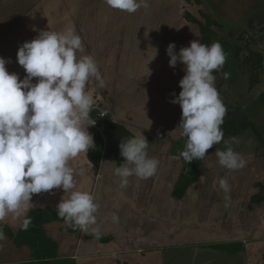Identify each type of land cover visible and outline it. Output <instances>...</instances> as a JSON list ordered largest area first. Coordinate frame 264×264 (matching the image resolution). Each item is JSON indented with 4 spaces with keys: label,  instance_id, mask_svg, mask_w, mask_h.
Instances as JSON below:
<instances>
[{
    "label": "crops",
    "instance_id": "1",
    "mask_svg": "<svg viewBox=\"0 0 264 264\" xmlns=\"http://www.w3.org/2000/svg\"><path fill=\"white\" fill-rule=\"evenodd\" d=\"M146 2V8L142 6L129 14L109 7L105 0H0V43H9L0 57L13 59L6 64L9 73L18 74L20 69L19 77L23 79L26 75L16 58L21 42L32 40L40 30L59 32L74 28L83 44V52L78 55H91L104 81L103 87L95 81L87 87L93 99L92 108H97L94 109L96 112L105 111L103 116L124 126L133 136L142 132L150 144L149 156L159 161L154 176L141 179L133 175L128 178V184L122 186L114 169L124 162L118 164L111 156L96 166L89 161L88 151L81 152L69 161L77 172L83 169V175L74 178L76 186L73 190L89 192L99 206L95 213L97 224L92 226L98 227L99 238H87V235H93L91 228L88 232L81 231L79 227L75 232L68 231L64 220L46 222L43 230L57 244L56 257L73 260L75 264H177L178 259L171 258L170 254L186 245L191 246L193 255L189 264H215L213 261L217 258H209L214 254H220L217 260L223 264H262L264 183L252 180L251 174H240L241 183H250L256 188V195L247 194L243 202L230 209L225 196L230 195V200H236L232 191L239 192L240 181L230 179L236 183L230 186L228 194L219 188V180L226 168L219 165L214 154L217 148H224L223 142L214 145L205 158L195 162L198 164V176L183 196H173V189L187 161L180 155L184 147H176L177 139L182 136L181 131L177 132L182 109L171 100L182 90L179 81L185 72L180 62L174 68L169 65L166 49L169 43L175 44L176 52L181 47L190 46L192 40L201 43L199 25L187 21L185 14L189 13L203 22L198 17L203 12L220 25L214 14L216 10L209 7L210 0H199V3L194 0ZM262 3L264 0H251L245 5L246 10L250 9L245 22L254 20L253 27L258 32L255 43L264 35V20L255 14ZM50 9L57 11V16H48L45 10ZM217 25H212L211 29L218 38L212 39L209 46L224 39ZM228 33L233 34L232 31ZM13 42L17 44L12 45ZM226 68L225 62L221 69L213 72L217 77L218 92L224 84L236 80L234 76L230 82L225 80ZM262 80L259 79V83ZM249 89L251 87L247 83L245 90ZM244 92V99L235 95L233 101L238 112L232 113L237 114L239 120L247 119L256 126L259 110L263 114L264 129V106L257 105V95L251 93L252 89ZM220 98L227 105L229 95ZM249 103L251 108L252 103L256 106L255 111L246 107ZM88 131L93 136L101 129L95 124L89 126ZM259 133L264 136V130ZM232 137L239 141V146L237 143L232 145L234 151L242 155L250 169L255 159L264 161V148L250 128ZM224 138L228 140L230 137L224 135ZM64 194L62 189L33 194L31 202L34 206H30L27 216L34 210L57 212L56 206ZM169 196L174 203L170 214L162 209L166 203L164 198ZM253 197L260 201L252 202ZM113 214L118 217V222L113 221ZM22 219L9 214L0 220V229L7 226L16 233L21 228ZM5 237L0 241V264L36 261L29 246H17L8 235ZM201 256L207 258L198 259Z\"/></svg>",
    "mask_w": 264,
    "mask_h": 264
},
{
    "label": "clouds",
    "instance_id": "2",
    "mask_svg": "<svg viewBox=\"0 0 264 264\" xmlns=\"http://www.w3.org/2000/svg\"><path fill=\"white\" fill-rule=\"evenodd\" d=\"M113 8L129 14L147 7L146 0H105ZM175 44L166 49L169 65H184L185 75L179 81L182 89L171 103L182 109L177 126L186 137L181 157L191 163L206 157L214 145L221 142L215 156L220 166L240 170L246 166L242 155L232 145L237 137L224 140L221 128L227 109L216 87L215 70L226 62V54L219 42L210 46L199 40L175 51ZM83 52L82 39L74 28L64 31L40 30L30 41L22 43L17 51L18 64L26 75L9 73L8 60L0 57V220L9 214L23 218L20 227L27 230V217L33 194L62 189L64 196L56 206L57 214L66 223L99 238L95 213L98 205L87 191L73 190L77 172L69 161L81 152L94 147L88 127L96 121L90 118L93 99L85 89L95 81L104 86L96 60ZM229 73H224L225 79ZM33 78L35 82H33ZM176 128V129H177ZM149 142L142 134L121 140L120 155L124 163L114 169L122 186L128 178L148 179L158 170L159 161L148 154ZM219 188L226 194L231 187L226 178L219 180ZM230 201V195L225 196ZM113 221L118 217L113 214ZM0 229V241L5 240Z\"/></svg>",
    "mask_w": 264,
    "mask_h": 264
},
{
    "label": "trees",
    "instance_id": "3",
    "mask_svg": "<svg viewBox=\"0 0 264 264\" xmlns=\"http://www.w3.org/2000/svg\"><path fill=\"white\" fill-rule=\"evenodd\" d=\"M191 1V0H187ZM199 3V0H194ZM201 16L205 19V22L200 21L196 17L189 13L185 14V19L189 22L199 25L201 32V43L208 45L212 39L218 38L215 32L211 29V25H217L214 20H211L205 13H201ZM219 26V25H217ZM231 35V34H230ZM254 42V41H253ZM221 45L227 49L232 47L230 43L220 39ZM234 56L238 57L241 52L240 47L234 49ZM263 55L255 52L249 51L241 63L243 66L247 67L249 74V86L252 87L259 83V70L264 74L263 69ZM214 75V73H213ZM258 100L264 106V90L259 94ZM96 125L101 129V131H96L93 135L94 147H89L88 149V159L89 161L98 166L102 161L114 156L118 164L124 162L120 155L119 144L121 140L133 137L131 132H129L124 126L112 122L107 116L96 117ZM223 133L225 136L232 137L239 134L242 131L250 128L257 140L260 142L261 146L264 148V139L262 138L259 131L256 129L255 125L247 120H239L237 114L228 112L223 119V124L221 125ZM195 164V165H194ZM192 165L193 170L187 173H181L179 181L173 189V196L176 198H181L185 193L189 184H191L198 176L197 163H189ZM258 197H253L252 202H259ZM31 223L27 230L20 228L16 233H13L7 226L3 227V231L6 235L12 239L15 245H27L32 250V256L36 261L28 264H75L73 260L70 259H58L56 257L57 244L55 241L46 236L43 230V224L51 220H63L57 214V212L44 211V210H34L31 211L28 216ZM66 228L70 232H75L78 226L70 225L66 223ZM96 237L94 235H87V238ZM108 238H102V240H107ZM264 264V256L263 263Z\"/></svg>",
    "mask_w": 264,
    "mask_h": 264
},
{
    "label": "rangeland",
    "instance_id": "4",
    "mask_svg": "<svg viewBox=\"0 0 264 264\" xmlns=\"http://www.w3.org/2000/svg\"><path fill=\"white\" fill-rule=\"evenodd\" d=\"M250 3H251V0H241V2H239V0H210V4H209V7L211 9L216 10L214 14L216 15L217 21H220V25L218 26V28H219L218 32L223 33V35H224L223 40L227 41V43H230L232 46V47L227 48V49L224 48L225 46L223 47V50L228 57V59L226 61V63H227L226 73L230 74L229 77L225 80L227 82H230L231 80H233L232 79L233 76L236 78V80H235V82L233 81L229 84L227 82H225L227 84H224L223 88H221L219 90L220 97L229 95V99L226 98L227 101H229L228 102L229 104L226 102L227 105H225V106H226L227 111L228 112L230 111L231 113L234 111L238 112L236 102L233 101V99H235L236 96L239 99H241V98L244 99L243 95L246 94L244 91L249 92V90H251V89H252L251 93H255L257 95V99L255 100V101H257L256 102L257 105L262 107V104L258 100V95L264 89V80H262V83H257L258 85L255 84L254 86H252L251 89L245 90L247 87V83L249 84V82H248V80H249L248 75L249 74H248L247 67L243 66L241 63L242 59L246 55H248V52L253 51V50H251V48H253L255 50V52H258V53L263 55V64L262 65H263V69H264V35H262L260 37V40H258V42L255 43V40H257L256 35L258 34V32L253 27L254 20L253 21H247V23L245 22V20L250 15V12H249L250 9L246 10L245 5H248ZM263 4L264 3H262L261 5H258V9L255 10V14L260 20L261 19L264 20V5ZM53 9H50L47 11L45 10V12L47 13L48 16H57V11H55ZM198 17L200 19H202L203 22H205L204 21L205 19L203 17H201L200 14ZM211 27H212V25H211ZM229 31H232L233 34L228 35ZM262 33L263 32L261 31V34ZM2 42L0 43V54L2 53L1 52L2 50L9 47L8 42H6V43H2ZM21 43H24V42H21ZM16 44H17V42L12 43V45H16ZM237 46L241 48V52L239 53L238 57L236 58L234 56V52H235L234 49ZM6 60H8L10 62L13 59L6 58ZM237 61L239 63L236 66ZM245 72H247V73H245ZM20 73H21V70L19 69L18 74H20ZM242 73H245V74H242ZM258 76H259L260 80L264 79V74L260 70H259ZM235 83H236V85H235ZM88 86H89V84L86 86V88ZM232 86H233V88H231ZM241 89H243V90H241ZM85 91L88 93V88L85 89ZM242 92H243V94H242ZM241 94H242V96H241ZM100 101H101V99H100ZM249 104H246V107L251 108V104L250 105ZM95 105L96 104H94V106ZM94 109H97V108H94ZM94 109L92 108V111L90 113V118L92 120L96 121V119H95L96 117L106 115L105 111L97 110V112H96V111H94ZM251 109H253L254 111L256 110V106H254L253 103H252ZM243 110L245 111V107ZM256 116L258 118L257 119L258 121L256 122L257 127L255 126L256 129L259 131L264 130L263 125H262L263 124V118H262L263 114H261V112H259V110H257ZM261 120H262V123H261ZM180 131H181L180 129H177V132H180ZM180 138L177 139V141L179 140L178 145L175 144V142H174V144H175V146L177 145L176 147H178V148H180V147L185 148L187 138L183 137V136H181ZM263 138H264V136H263ZM224 139H227V138H224ZM252 142L254 143L255 140L253 139ZM252 142H251V144H252ZM237 146H239V143H237ZM196 161H198V160H194L193 162H196ZM246 164H248V163L246 162ZM184 166H185V168L183 169L184 173H187L188 171L193 170L192 165L189 166L188 162ZM183 172H181V173H183ZM223 172H224V176L222 178H226L228 180V183L230 186L232 184L234 185L236 183L235 181H231L230 179H239L240 174H242V175L243 174H248V175L251 174L252 180L257 179L260 182L264 183V161L261 158L257 159V160L255 159V161H253L251 169H250V165H246L243 169H240V170L233 171V170L226 169ZM240 179H242V178H240ZM240 179H239V181H240ZM239 184H240V186L237 187L239 192H236L235 190L232 191V193L235 194L237 199L232 200V198H231L230 201L226 202L227 206L230 209L237 207L239 203L243 202V200L245 199V196L247 194L256 195V193H255L256 188L253 187L252 185H250V183H241V181H240ZM243 191H246L247 193H245ZM260 194H261V192H260ZM164 200L166 203L164 206L162 204V206H163L162 209L163 208L166 209L168 211V214H170V210L173 209L174 203L170 201L171 200L170 196L168 198H164ZM244 219H245V217L243 218V220ZM133 234L136 235V233H134V232H133ZM190 247L191 246H189V245H186L183 249L178 247L176 251H172V254H170V257L171 258H177L178 259L177 264H189L190 259H193V255H191V252H190L191 251ZM219 255L220 254H214L213 256H210L209 258H211V259L217 258L218 259ZM205 258H207V257L201 256L198 259H205ZM217 259H215L213 261L215 264H223L221 260H217Z\"/></svg>",
    "mask_w": 264,
    "mask_h": 264
}]
</instances>
